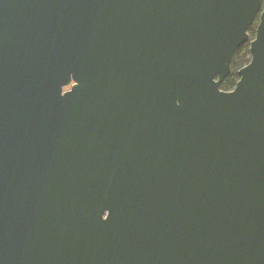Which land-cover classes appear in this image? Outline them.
<instances>
[{
    "label": "water",
    "instance_id": "water-1",
    "mask_svg": "<svg viewBox=\"0 0 264 264\" xmlns=\"http://www.w3.org/2000/svg\"><path fill=\"white\" fill-rule=\"evenodd\" d=\"M0 264H264V0H0Z\"/></svg>",
    "mask_w": 264,
    "mask_h": 264
},
{
    "label": "trees",
    "instance_id": "trees-1",
    "mask_svg": "<svg viewBox=\"0 0 264 264\" xmlns=\"http://www.w3.org/2000/svg\"><path fill=\"white\" fill-rule=\"evenodd\" d=\"M257 23H258V17L248 29V35L250 40L253 39L255 36V28ZM250 58L251 55L249 51V42H246L235 51L230 65L231 73L221 83L220 85L221 90L230 91L235 87L237 81L239 80L238 71L249 63Z\"/></svg>",
    "mask_w": 264,
    "mask_h": 264
},
{
    "label": "flooded vegetation",
    "instance_id": "flooded-vegetation-1",
    "mask_svg": "<svg viewBox=\"0 0 264 264\" xmlns=\"http://www.w3.org/2000/svg\"><path fill=\"white\" fill-rule=\"evenodd\" d=\"M67 89H69V87L64 88V90H67ZM106 214H107V212L103 215L104 218L106 217Z\"/></svg>",
    "mask_w": 264,
    "mask_h": 264
}]
</instances>
